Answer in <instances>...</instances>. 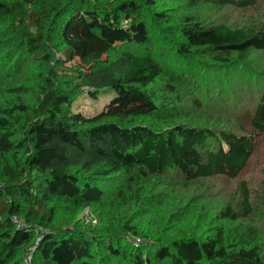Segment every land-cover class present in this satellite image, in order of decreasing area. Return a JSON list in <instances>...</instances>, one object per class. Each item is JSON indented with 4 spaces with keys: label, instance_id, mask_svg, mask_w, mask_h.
Masks as SVG:
<instances>
[{
    "label": "trees",
    "instance_id": "obj_1",
    "mask_svg": "<svg viewBox=\"0 0 264 264\" xmlns=\"http://www.w3.org/2000/svg\"><path fill=\"white\" fill-rule=\"evenodd\" d=\"M254 2L0 0V264H264L243 184L212 225L136 223L149 186L236 177L264 141V72L243 63L264 51V26L194 13ZM244 80L258 92L253 134L184 122L185 97L199 106L198 91L233 96ZM101 93L100 109L73 110Z\"/></svg>",
    "mask_w": 264,
    "mask_h": 264
},
{
    "label": "rangeland",
    "instance_id": "obj_2",
    "mask_svg": "<svg viewBox=\"0 0 264 264\" xmlns=\"http://www.w3.org/2000/svg\"><path fill=\"white\" fill-rule=\"evenodd\" d=\"M194 13L205 24L223 23L230 27L249 26L254 29L264 26V0H255L254 4L247 9L227 6L221 10H214L201 6ZM11 22L14 25L30 24L16 19ZM200 59V64L207 66L208 58ZM243 63L248 70L264 72V51H250ZM228 85L236 91L233 96L219 97L215 91L209 90L204 95L198 91L195 95L199 98V106L192 101L189 102L185 97L184 112L187 117L184 122L191 125L205 124L214 126L216 129L229 127L239 133L253 134L249 116L258 97V92L254 91L256 89L254 81L249 83L244 80L241 84L230 81ZM106 97L104 93H101L96 99H92L83 94L73 103L72 108L75 111L91 113L102 107ZM259 137L255 138L254 154L236 177L216 175L200 179L188 186L181 179L170 180V177H164L161 184L149 186L143 196L145 199L141 203L144 213L136 217L140 231L153 233L160 223L165 222L170 223L169 228L182 226L188 220L193 221L194 217H197L200 222L209 220V224L212 225L213 216L223 206L231 204L234 208H238L242 184L251 192V195H254L252 202L257 204L256 214L250 215L252 219L249 222L264 231V202H262V199L264 200V141H261ZM170 183L173 188L168 186ZM255 195L258 196L255 197ZM79 219L84 223L96 224L94 213L88 209L80 214ZM25 261L28 262L29 259L26 258Z\"/></svg>",
    "mask_w": 264,
    "mask_h": 264
}]
</instances>
